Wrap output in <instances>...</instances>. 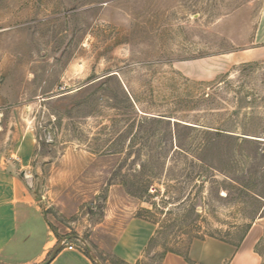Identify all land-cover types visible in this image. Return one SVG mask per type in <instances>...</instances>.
Instances as JSON below:
<instances>
[{"label":"rangeland","instance_id":"374dc122","mask_svg":"<svg viewBox=\"0 0 264 264\" xmlns=\"http://www.w3.org/2000/svg\"><path fill=\"white\" fill-rule=\"evenodd\" d=\"M259 55L264 0H0V163L97 264L238 245L264 215Z\"/></svg>","mask_w":264,"mask_h":264},{"label":"crops","instance_id":"0c3cea01","mask_svg":"<svg viewBox=\"0 0 264 264\" xmlns=\"http://www.w3.org/2000/svg\"><path fill=\"white\" fill-rule=\"evenodd\" d=\"M13 164L14 161L10 159L0 163V263L41 264L62 244L49 264H97L90 253L74 245L72 240H68V244L75 246L71 250L58 239L40 206L36 204V196L29 185L13 171ZM21 172H24L23 168ZM136 224L142 225L144 229L141 238L135 241L144 246L153 236L154 228L149 222L137 223L134 220L128 224L126 232L129 233ZM263 239L264 215L251 224L238 245L224 239L207 237L194 241L186 255L166 253L160 264H262L257 246ZM123 242L121 239V247ZM142 251L141 247L136 252L121 253V257L125 262L135 264L143 257Z\"/></svg>","mask_w":264,"mask_h":264},{"label":"water","instance_id":"95a60500","mask_svg":"<svg viewBox=\"0 0 264 264\" xmlns=\"http://www.w3.org/2000/svg\"><path fill=\"white\" fill-rule=\"evenodd\" d=\"M37 194L39 195V196L37 197V199L39 200V199L41 198L39 191H37ZM68 238H70V236H68ZM61 246H62V244L58 245V246L54 249V251L52 252L50 258H48L46 261H44V262L41 263V264H49V263L54 259L55 255L58 253V251L60 250ZM0 264H3V263H0Z\"/></svg>","mask_w":264,"mask_h":264},{"label":"built area","instance_id":"2783aa9c","mask_svg":"<svg viewBox=\"0 0 264 264\" xmlns=\"http://www.w3.org/2000/svg\"><path fill=\"white\" fill-rule=\"evenodd\" d=\"M62 243L68 245V248L71 250L75 249V246L73 244H68V240H63Z\"/></svg>","mask_w":264,"mask_h":264},{"label":"trees","instance_id":"16d2710c","mask_svg":"<svg viewBox=\"0 0 264 264\" xmlns=\"http://www.w3.org/2000/svg\"><path fill=\"white\" fill-rule=\"evenodd\" d=\"M260 253V252H259Z\"/></svg>","mask_w":264,"mask_h":264}]
</instances>
